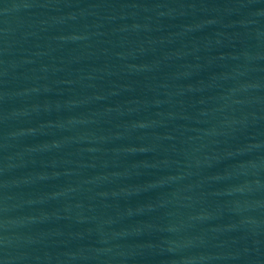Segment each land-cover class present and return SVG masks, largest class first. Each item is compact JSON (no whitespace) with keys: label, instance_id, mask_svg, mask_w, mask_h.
<instances>
[{"label":"water","instance_id":"water-1","mask_svg":"<svg viewBox=\"0 0 264 264\" xmlns=\"http://www.w3.org/2000/svg\"><path fill=\"white\" fill-rule=\"evenodd\" d=\"M264 224V0H0V264H217Z\"/></svg>","mask_w":264,"mask_h":264}]
</instances>
